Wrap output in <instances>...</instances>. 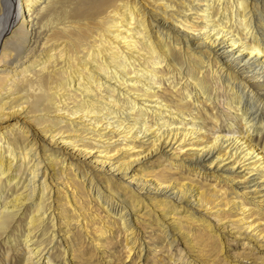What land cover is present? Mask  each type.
<instances>
[{
    "label": "bare ground",
    "instance_id": "bare-ground-1",
    "mask_svg": "<svg viewBox=\"0 0 264 264\" xmlns=\"http://www.w3.org/2000/svg\"><path fill=\"white\" fill-rule=\"evenodd\" d=\"M263 202L264 0H0L3 264H242Z\"/></svg>",
    "mask_w": 264,
    "mask_h": 264
},
{
    "label": "rangeland",
    "instance_id": "rangeland-1",
    "mask_svg": "<svg viewBox=\"0 0 264 264\" xmlns=\"http://www.w3.org/2000/svg\"><path fill=\"white\" fill-rule=\"evenodd\" d=\"M262 139L263 138L260 137V140ZM156 164L157 162L155 161L154 165ZM240 216L241 214L236 215L235 211H233L231 212V215L228 217L229 220L226 219L225 221V224H226L225 226H227L228 232L231 233L230 235H225V244L227 245L225 248V253L231 258L235 257L234 259H237L242 264H253L254 261H256L255 264H264V261L260 259L261 257L264 258V236H263L264 230L261 233L258 230L259 228L264 227V220H258L256 222L257 224L253 226V228L251 227L250 229L249 228L243 229L242 227L240 230V229H237L240 224L243 223L242 226L248 224V222H244V221L242 223H238L236 219L240 218ZM260 217L264 218V211H262V215ZM114 248H111L110 251H114V253L117 251L118 253H120L119 252L120 248H118L117 246ZM4 249H5L4 247L0 248V264H3L4 262V256L6 253L5 252L6 250ZM177 250H178V247H174L171 251H167L166 249H161L155 252L154 254H149L148 258L145 261V264H180L181 258L180 259L178 258L179 253ZM89 252L90 254L92 253V251H89ZM117 252L115 253L116 255L118 254ZM11 253L14 254V250H12ZM57 253L58 251L56 249H53L52 254H50V257L55 262V264H62V260L59 258V256H57ZM246 254H250V256H253V257L255 255V257L257 258L256 260H252L254 259L253 257L244 258L243 256ZM94 256H93L94 260L92 259L93 260L92 262L94 264H102L101 260L97 261V255H94ZM76 262L78 264H81V263L86 264V262L82 261L81 259L76 260ZM8 263L9 262L7 261L6 264ZM125 264H129V261H126ZM206 264H208V261Z\"/></svg>",
    "mask_w": 264,
    "mask_h": 264
}]
</instances>
